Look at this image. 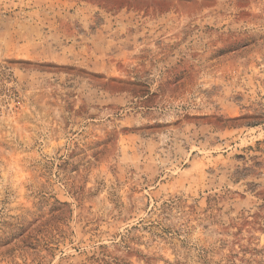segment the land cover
<instances>
[{"label":"rangeland","instance_id":"374dc122","mask_svg":"<svg viewBox=\"0 0 264 264\" xmlns=\"http://www.w3.org/2000/svg\"><path fill=\"white\" fill-rule=\"evenodd\" d=\"M0 264H264V0H0Z\"/></svg>","mask_w":264,"mask_h":264}]
</instances>
